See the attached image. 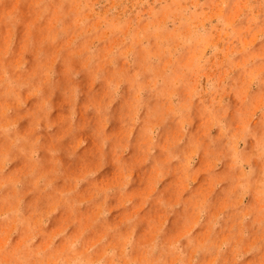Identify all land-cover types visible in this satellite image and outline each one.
I'll return each mask as SVG.
<instances>
[{
    "label": "rangeland",
    "instance_id": "obj_1",
    "mask_svg": "<svg viewBox=\"0 0 264 264\" xmlns=\"http://www.w3.org/2000/svg\"><path fill=\"white\" fill-rule=\"evenodd\" d=\"M0 264H264V0H0Z\"/></svg>",
    "mask_w": 264,
    "mask_h": 264
}]
</instances>
